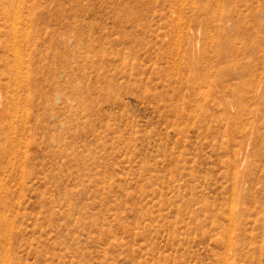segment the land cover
Returning <instances> with one entry per match:
<instances>
[{
	"label": "rangeland",
	"instance_id": "374dc122",
	"mask_svg": "<svg viewBox=\"0 0 264 264\" xmlns=\"http://www.w3.org/2000/svg\"><path fill=\"white\" fill-rule=\"evenodd\" d=\"M12 6L0 264H264V0H0V148Z\"/></svg>",
	"mask_w": 264,
	"mask_h": 264
},
{
	"label": "bare ground",
	"instance_id": "6f19581e",
	"mask_svg": "<svg viewBox=\"0 0 264 264\" xmlns=\"http://www.w3.org/2000/svg\"><path fill=\"white\" fill-rule=\"evenodd\" d=\"M205 2V1H204ZM207 3V0H206ZM213 2L208 3L207 5L205 4L204 6H199L200 7V11H204L205 13H209L210 15H216V7H212ZM19 7V6H18ZM21 7V6H20ZM11 10L14 12V17L16 19L15 20V24L11 27V30L13 31V35H14V56H15V66L13 68V71L10 69L9 71V75H11V80L13 82V84L16 86V91L17 93H15V96H13L10 101H9V108L6 110V113L4 116V119L6 120L4 125H3V129L4 130H8V134L13 133L14 129L16 128L15 123H14V119L15 121H17V119L20 118H25V112L27 111V108L24 107L23 102H20L21 99V93L23 92V88L27 89V81H28V77L23 75L22 71L24 69V65L26 62H24V47L26 45V50H27V45L29 46V41L28 38L26 37V35L24 34V32L22 31V29L19 28L18 24L20 23L21 20V16H18V13H20V8L19 11L16 10L13 6L11 7ZM218 11V10H217ZM204 14V12H203ZM209 15V16H210ZM207 17V16H206ZM19 21V22H18ZM26 39V43L24 44L23 40L21 38ZM19 38L21 40H19ZM31 47V46H29ZM38 48V47H37ZM67 63V62H66ZM68 70V69H65ZM71 71V69H70ZM69 71V72H70ZM66 73H68L66 71ZM23 75V76H22ZM73 75V73H72ZM27 79V80H26ZM71 79H69L70 81ZM58 82V81H57ZM67 82V81H66ZM68 83V82H67ZM71 83V82H70ZM27 85V86H26ZM70 84H67V86ZM69 87V86H68ZM71 87V86H70ZM73 88V87H72ZM71 88V89H72ZM28 92L30 89H27ZM70 90V89H69ZM19 92V93H18ZM68 93H71L68 91ZM19 94V95H18ZM18 95V96H17ZM70 95V94H69ZM72 95V94H71ZM27 114V112H26ZM25 116V117H24ZM28 117V116H27ZM27 120V119H25ZM25 124V123H24ZM17 125V124H16ZM21 127V126H20ZM19 127V128H20ZM23 131V130H22ZM22 133V132H21ZM19 134V132H18ZM12 135V134H11ZM3 146L0 148V165L4 162H8L7 165H11V168L14 167V159H17L19 157V147L21 148V146L19 145L17 147L18 144H20V139L18 138V136L16 135V133L12 136H8L7 134L3 135ZM3 163V164H4ZM6 164V163H5ZM2 166V165H1ZM6 166V165H5ZM21 167H22V163H21ZM4 169V167L1 168V170ZM0 170V171H1ZM4 185H0V189H2V191H4L3 188ZM5 194L2 195V198L0 199V243L2 241V238H4V233L2 232L3 230L7 229L8 227V237H10V233L11 232V228H10V224L7 220V218L5 217V212L7 213V211L4 209L2 210L1 205L5 206L7 205L8 202V193L6 192V190L4 191ZM5 208V207H4ZM13 225V224H12ZM2 227V228H1ZM4 227V228H3ZM7 227V228H6ZM3 229V230H2ZM13 229V228H12ZM1 233H3V235H1ZM7 234V233H6ZM6 237V238H8ZM12 237H10L11 239ZM14 238V237H13ZM9 240V238L7 239ZM9 243V242H8ZM8 252H6L7 254ZM6 256V255H5ZM10 257V256H9ZM9 259V258H8ZM1 261V260H0ZM13 262V261H11Z\"/></svg>",
	"mask_w": 264,
	"mask_h": 264
}]
</instances>
